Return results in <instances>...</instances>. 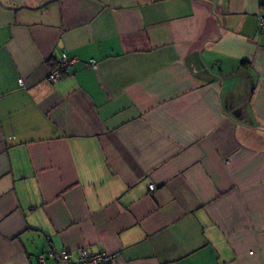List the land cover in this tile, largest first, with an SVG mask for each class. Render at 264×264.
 I'll return each instance as SVG.
<instances>
[{
  "label": "crops",
  "instance_id": "obj_1",
  "mask_svg": "<svg viewBox=\"0 0 264 264\" xmlns=\"http://www.w3.org/2000/svg\"><path fill=\"white\" fill-rule=\"evenodd\" d=\"M36 1L0 0V264H264V0Z\"/></svg>",
  "mask_w": 264,
  "mask_h": 264
},
{
  "label": "built area",
  "instance_id": "obj_2",
  "mask_svg": "<svg viewBox=\"0 0 264 264\" xmlns=\"http://www.w3.org/2000/svg\"><path fill=\"white\" fill-rule=\"evenodd\" d=\"M261 24H264V18L260 20ZM76 58H70L65 53L61 54L60 58L57 61V64L49 72L47 79L49 81L55 82L62 77L63 70L72 65ZM89 64L96 68V64L93 61H90ZM155 186L153 184L149 185V191H153ZM58 264H109L112 255L108 252H98V253H89L85 248H81L75 256H71L68 252H61L56 254ZM39 261L41 264L44 261V255L39 256Z\"/></svg>",
  "mask_w": 264,
  "mask_h": 264
},
{
  "label": "flooded vegetation",
  "instance_id": "obj_3",
  "mask_svg": "<svg viewBox=\"0 0 264 264\" xmlns=\"http://www.w3.org/2000/svg\"><path fill=\"white\" fill-rule=\"evenodd\" d=\"M13 1H19V0H13ZM36 2H37V5H38V6L41 5V3H40L38 0H37Z\"/></svg>",
  "mask_w": 264,
  "mask_h": 264
}]
</instances>
